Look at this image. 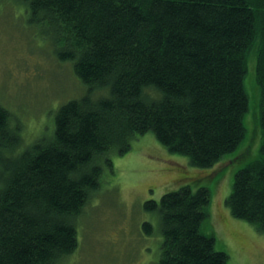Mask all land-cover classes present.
<instances>
[{"label": "trees", "instance_id": "trees-1", "mask_svg": "<svg viewBox=\"0 0 264 264\" xmlns=\"http://www.w3.org/2000/svg\"><path fill=\"white\" fill-rule=\"evenodd\" d=\"M19 1L86 93L61 104L52 134L19 153L21 135L0 106V264H59L73 253L74 220L99 188L102 160L133 139L152 133L197 168L236 150L252 52L260 155L235 172L225 203L264 233V0ZM192 183L143 204L158 219V264H228L203 228L210 190ZM142 231L155 232L149 221Z\"/></svg>", "mask_w": 264, "mask_h": 264}, {"label": "rangeland", "instance_id": "rangeland-1", "mask_svg": "<svg viewBox=\"0 0 264 264\" xmlns=\"http://www.w3.org/2000/svg\"><path fill=\"white\" fill-rule=\"evenodd\" d=\"M23 4L0 0V106L21 135L17 153L50 136L59 106L86 93L72 63L56 59L41 26L28 24ZM252 53L246 75L250 110L244 119L245 139L238 148L209 168H197L187 157L170 153L152 133L133 139L122 154L110 152L101 162L98 190L74 220L78 246L59 264H158V219L143 204L192 181L197 183H192L193 189L201 185L210 190L203 228L214 236L216 250L227 254L228 264H264V233L234 218L225 203L235 172L260 155L257 57ZM144 221L152 223L153 235L143 233Z\"/></svg>", "mask_w": 264, "mask_h": 264}]
</instances>
